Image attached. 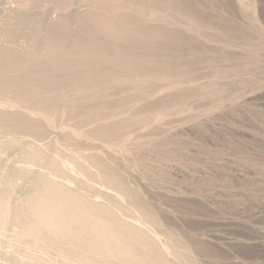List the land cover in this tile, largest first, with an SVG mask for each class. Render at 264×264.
I'll list each match as a JSON object with an SVG mask.
<instances>
[{
    "label": "rangeland",
    "instance_id": "1",
    "mask_svg": "<svg viewBox=\"0 0 264 264\" xmlns=\"http://www.w3.org/2000/svg\"><path fill=\"white\" fill-rule=\"evenodd\" d=\"M62 1L0 0V67L45 55L26 33L30 24L18 26L25 15L59 22L90 11L95 0ZM195 1L212 2L228 30L164 9L138 14L160 17V27L189 39L194 50L178 46L175 57L187 56L192 66L160 72L154 89L117 108L121 115L111 107L106 120L92 123L70 99L32 109L29 95L3 91L0 79V196L13 183L10 202L25 207L35 191L23 175L76 193L111 213L100 224L115 217L129 228L128 243L148 264H264V0ZM121 89L137 92L133 83ZM158 101L160 107H146ZM121 121L133 125L100 137L101 126ZM19 232L15 222L0 233V264H66Z\"/></svg>",
    "mask_w": 264,
    "mask_h": 264
},
{
    "label": "bare ground",
    "instance_id": "2",
    "mask_svg": "<svg viewBox=\"0 0 264 264\" xmlns=\"http://www.w3.org/2000/svg\"><path fill=\"white\" fill-rule=\"evenodd\" d=\"M211 6L212 2L197 4L195 0H95L90 11L64 15L59 22L25 15L18 26L30 24L26 33L34 49L42 47L46 52L40 58L7 59L0 67L3 91L17 98L29 95L28 105L36 110L56 109L58 102L70 99L92 123L106 120L111 107L116 109L115 116L121 115L122 111L119 113L117 108L132 99L130 97L154 89L156 84L152 79L160 72L177 74L182 65L192 66L189 61L185 63L187 56L175 57L178 46L194 50L189 39L178 31L160 27V17L149 21L148 17L140 18L138 14L149 10L156 14L164 9L190 22L228 30L224 19L214 15ZM11 35L8 31V36ZM186 74L187 71L181 76L185 78ZM139 77L144 80L143 85L138 84ZM132 83L137 90L132 95L128 89H121ZM72 92L74 99L81 96V103L70 98ZM121 92L126 94L118 98ZM42 95L58 98L42 99ZM97 101L103 104L100 111L93 112ZM152 106L160 107V101L146 105ZM132 125V121L104 124L100 127V137L112 139ZM29 129L36 130L38 126L29 124ZM25 176L26 185L30 184L35 194L25 202V207H20L10 202L13 183L4 188L0 196L1 234L17 222L19 238L33 241L34 247L45 254H57L66 264H92L91 260L96 257L99 264L150 262L145 253L139 255L136 247L128 243L132 232L115 217L99 223L111 214L101 206L92 207L76 193L58 190L40 179L29 180ZM114 188L123 191L121 187ZM14 212L16 220L12 217ZM132 253L139 258L135 260Z\"/></svg>",
    "mask_w": 264,
    "mask_h": 264
}]
</instances>
